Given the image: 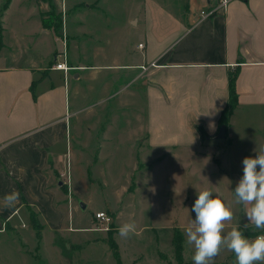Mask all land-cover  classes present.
I'll use <instances>...</instances> for the list:
<instances>
[{"label": "crops", "instance_id": "1", "mask_svg": "<svg viewBox=\"0 0 264 264\" xmlns=\"http://www.w3.org/2000/svg\"><path fill=\"white\" fill-rule=\"evenodd\" d=\"M57 1L63 34L43 24L45 0H10L0 14V201L19 193L14 208L0 205V233L23 236L31 211L48 229L59 228L78 206L76 195L87 204L80 185L91 183L87 171H96L98 157L107 161L102 188L113 185L114 154L85 156L108 104L103 140L120 130L142 150L167 153L199 148L197 126L204 139L215 138L231 74L237 105L224 133L229 144L234 111L264 107V0H229L206 17L201 10L215 0H187L182 13ZM63 59L70 68L53 67ZM129 155L132 169L143 167L137 153Z\"/></svg>", "mask_w": 264, "mask_h": 264}, {"label": "rangeland", "instance_id": "2", "mask_svg": "<svg viewBox=\"0 0 264 264\" xmlns=\"http://www.w3.org/2000/svg\"><path fill=\"white\" fill-rule=\"evenodd\" d=\"M4 1L0 0V14ZM109 1L112 7L128 5L137 13L143 7L155 8L156 5L164 6L167 11L182 13L187 2ZM45 2L50 6L47 4L48 8L42 12L44 17H48L51 8L61 16L57 0ZM48 23L56 34H63L61 29L54 28L55 18ZM109 106L98 120V127H91V144H85V156L114 154L112 171L117 174L112 177L113 185L102 188L99 181L105 176H102L100 167L106 165L107 161L98 157L100 160L96 171L92 166L87 171L91 183L80 185L79 192L88 199L84 208L80 205L82 198L76 195L78 206L73 210L70 207L66 221L55 229H48L31 211L33 215L30 221L22 228L27 230L23 236L16 234L19 229L0 233V264H177L172 245L175 227L183 235L182 260L194 264V248L187 243L185 230L195 219L192 206L197 199V192L204 189L218 193L231 206L233 220L228 223L226 231L239 224L241 231L249 238L264 234V231L248 224L245 206L236 204L234 198V189L243 176V159L255 158L257 151L264 148V107L243 106L234 111L229 122L233 132L231 144L225 136L218 139L203 138L201 146L195 150L182 149L167 153L162 150H142L138 147L139 143L133 145L127 140L128 133H120V130L111 138L103 140L100 132L107 122L105 117L108 116ZM86 122L83 115L84 136L88 129ZM205 138H208L207 134ZM130 153H137L140 165L143 163L142 168L136 171L131 168ZM159 154L162 157L154 159ZM129 161L131 163L127 166ZM132 175L134 178L131 180ZM106 177L109 178L108 175ZM120 184L128 187V191L113 190L111 187ZM120 195L121 201L118 198ZM107 203L115 206H104ZM100 210H105L111 216L110 224H103L94 218V213ZM125 222H135L140 234L121 238L118 228ZM116 252L119 263L114 257ZM212 264H236L235 255L224 249Z\"/></svg>", "mask_w": 264, "mask_h": 264}, {"label": "clouds", "instance_id": "3", "mask_svg": "<svg viewBox=\"0 0 264 264\" xmlns=\"http://www.w3.org/2000/svg\"><path fill=\"white\" fill-rule=\"evenodd\" d=\"M257 153L255 158L243 159V176L234 189V198L236 204L245 206L248 224L264 231V148ZM18 201L19 193L14 190L3 197L0 205L14 208ZM192 211L195 219L191 220L185 234L187 243L194 248V264H212L224 249L234 253L236 264H264V234L249 238L239 224L226 231L233 220V211L218 193L210 189L197 192ZM118 234L127 239L140 233L135 222H125L119 226Z\"/></svg>", "mask_w": 264, "mask_h": 264}, {"label": "trees", "instance_id": "4", "mask_svg": "<svg viewBox=\"0 0 264 264\" xmlns=\"http://www.w3.org/2000/svg\"><path fill=\"white\" fill-rule=\"evenodd\" d=\"M9 1L10 0H5L4 1V5L2 7L3 10L6 9ZM37 1H44V0H37ZM49 6H50V4H49ZM53 10L54 9L51 8V10L48 13L49 14L48 17H44L42 15L43 24L45 26H47V27H50L49 26L50 23H48V22L51 21L52 18H55V20H56L55 24L56 25H54L55 26L54 28H56V29L59 28L60 29L61 28V16L56 14ZM1 33H2V26L0 24V48L3 45ZM229 79H230V81H229V94H230L229 102L221 109V114H220V116L218 118V123H217L218 127H220L221 124H224V125L227 124L228 118L231 115V113L233 111V108L237 105V94L235 93L234 74H231ZM197 128H198V132L200 134V138L203 139V137L206 134V131L201 126H197ZM215 161H216L217 164H219L218 160H215ZM32 215H33V213L30 212V217ZM173 231H174V234H173V239H172V245L174 246L175 261H177V264H192L190 262L182 260V250H183V246H182L183 235H182V233L176 227L173 229ZM114 257H115V259H117V262L119 263V256H118L117 252L114 254Z\"/></svg>", "mask_w": 264, "mask_h": 264}, {"label": "built area", "instance_id": "5", "mask_svg": "<svg viewBox=\"0 0 264 264\" xmlns=\"http://www.w3.org/2000/svg\"><path fill=\"white\" fill-rule=\"evenodd\" d=\"M215 1H216V3H215L214 7L206 9V10H201V16L202 17H206V16L213 14L216 10L223 7L229 0H215ZM141 46H142V43L140 42V44H138V47L141 48ZM62 56L64 57L65 55L63 54ZM53 67L56 69H62L64 71H66L68 68H70L66 64V61L64 59L61 61H56L55 63H53ZM94 218L98 222H101V223L106 224V225L110 224L112 222V218L104 210L96 211L94 213Z\"/></svg>", "mask_w": 264, "mask_h": 264}, {"label": "water", "instance_id": "6", "mask_svg": "<svg viewBox=\"0 0 264 264\" xmlns=\"http://www.w3.org/2000/svg\"><path fill=\"white\" fill-rule=\"evenodd\" d=\"M225 130H226V125L221 124V126L218 129V132H217L215 138L218 139V138L223 137L224 133H225ZM80 205H81V207H84L83 203H80Z\"/></svg>", "mask_w": 264, "mask_h": 264}]
</instances>
